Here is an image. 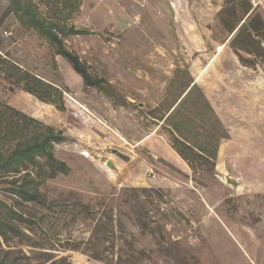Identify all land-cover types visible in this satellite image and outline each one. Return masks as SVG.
<instances>
[{"label":"rangeland","instance_id":"374dc122","mask_svg":"<svg viewBox=\"0 0 264 264\" xmlns=\"http://www.w3.org/2000/svg\"><path fill=\"white\" fill-rule=\"evenodd\" d=\"M224 4L83 0L72 24L91 34L65 45L110 84L113 98L85 88L14 14L3 19L10 1L0 0V53L69 89L60 112L0 75V99L63 132L69 140L54 152L71 169L37 188L47 206L8 190L14 181L33 187L31 177L0 180V200L41 226L7 220L21 236L0 239V262L264 264V57L255 68L241 65L219 20ZM186 69L229 133L212 167L190 166L159 120L171 79Z\"/></svg>","mask_w":264,"mask_h":264},{"label":"trees","instance_id":"16d2710c","mask_svg":"<svg viewBox=\"0 0 264 264\" xmlns=\"http://www.w3.org/2000/svg\"><path fill=\"white\" fill-rule=\"evenodd\" d=\"M9 1L10 7L5 11L3 19L14 14L23 27L37 31L47 40L55 49V55L65 59L81 77L85 88H94L114 98L109 91L110 84L104 78L94 76L80 56L65 45L66 37L91 34L72 24L81 13L83 0ZM219 20L231 35L235 33L229 47L241 65L255 68L259 59L264 57L261 41L264 34L260 33L264 29V19L261 14L251 12L248 0H225ZM243 53L253 58L245 57ZM0 75L41 103L51 105L60 112L66 111L65 94L68 88H61L40 78L1 53ZM183 78H186V82L180 83ZM165 99L170 102L159 120L172 137L175 151L190 166L196 163L212 167L217 159L220 142L229 139V133L203 89L187 69L176 71L168 85ZM199 128L202 132L198 131ZM68 140L63 132L0 99V180H8L17 175H24V179L31 177L33 187L10 182L8 190L21 201L47 206L37 188L59 175L70 174V167L57 159L54 152L55 145L64 144ZM79 207L84 213L91 214L87 206L80 204ZM0 208V239L7 240L9 234L21 236L17 227L7 220L41 228L39 222L25 218L1 200Z\"/></svg>","mask_w":264,"mask_h":264},{"label":"built area","instance_id":"2783aa9c","mask_svg":"<svg viewBox=\"0 0 264 264\" xmlns=\"http://www.w3.org/2000/svg\"><path fill=\"white\" fill-rule=\"evenodd\" d=\"M251 5V11H260L264 15V0H248Z\"/></svg>","mask_w":264,"mask_h":264},{"label":"water","instance_id":"95a60500","mask_svg":"<svg viewBox=\"0 0 264 264\" xmlns=\"http://www.w3.org/2000/svg\"><path fill=\"white\" fill-rule=\"evenodd\" d=\"M234 34H235V33H234ZM234 34H232L231 38L234 36ZM228 183L233 184V185H236V184H237L236 181H234V180H232V179H229V180H228Z\"/></svg>","mask_w":264,"mask_h":264},{"label":"crops","instance_id":"0c3cea01","mask_svg":"<svg viewBox=\"0 0 264 264\" xmlns=\"http://www.w3.org/2000/svg\"><path fill=\"white\" fill-rule=\"evenodd\" d=\"M172 8L173 10H176V4L175 3H172ZM178 18V17H177ZM262 181V180H261ZM237 183V182H236ZM237 185V184H236ZM256 194V193H255Z\"/></svg>","mask_w":264,"mask_h":264}]
</instances>
